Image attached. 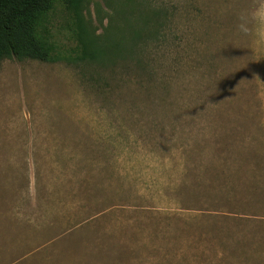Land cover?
I'll list each match as a JSON object with an SVG mask.
<instances>
[{"label": "rangeland", "instance_id": "rangeland-1", "mask_svg": "<svg viewBox=\"0 0 264 264\" xmlns=\"http://www.w3.org/2000/svg\"><path fill=\"white\" fill-rule=\"evenodd\" d=\"M262 7L56 1L0 62V264H264Z\"/></svg>", "mask_w": 264, "mask_h": 264}, {"label": "trees", "instance_id": "trees-1", "mask_svg": "<svg viewBox=\"0 0 264 264\" xmlns=\"http://www.w3.org/2000/svg\"><path fill=\"white\" fill-rule=\"evenodd\" d=\"M56 1L63 2L78 16L83 0H0V62L5 58L57 60L47 32L39 30ZM78 19L82 59L102 56L97 43L85 37L86 31Z\"/></svg>", "mask_w": 264, "mask_h": 264}, {"label": "clouds", "instance_id": "clouds-1", "mask_svg": "<svg viewBox=\"0 0 264 264\" xmlns=\"http://www.w3.org/2000/svg\"><path fill=\"white\" fill-rule=\"evenodd\" d=\"M256 15L258 17H264V7H262L261 9H259L256 13Z\"/></svg>", "mask_w": 264, "mask_h": 264}]
</instances>
